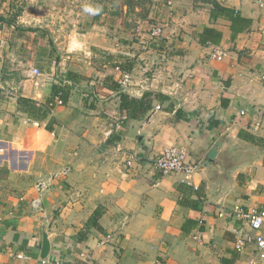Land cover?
I'll return each mask as SVG.
<instances>
[{
    "label": "crops",
    "instance_id": "crops-1",
    "mask_svg": "<svg viewBox=\"0 0 264 264\" xmlns=\"http://www.w3.org/2000/svg\"><path fill=\"white\" fill-rule=\"evenodd\" d=\"M262 76L255 0H0V264H243L237 232H256L233 210L264 208ZM172 146L196 188L155 169Z\"/></svg>",
    "mask_w": 264,
    "mask_h": 264
},
{
    "label": "built area",
    "instance_id": "built-area-1",
    "mask_svg": "<svg viewBox=\"0 0 264 264\" xmlns=\"http://www.w3.org/2000/svg\"><path fill=\"white\" fill-rule=\"evenodd\" d=\"M256 5L259 8H264V0H255ZM163 37V27L156 26L154 27L149 35L148 40H141V44L144 48H147L149 45L159 43ZM225 56V53L217 49L213 52L212 57L217 60H222ZM121 76L118 80V83L121 87L127 88L131 82V74L120 71ZM40 71L38 69H33L31 75L40 76ZM264 79V76H262ZM57 103L63 104L61 100ZM159 109V107L157 108ZM118 154H126L124 150L118 146ZM136 154H126V159L124 163L126 167H132L134 161L136 160ZM154 167L159 171L163 176L170 175L174 173L182 174L183 181L196 188L194 176L198 171V166L195 163H192L189 160V152L187 148L172 146L166 148L162 154L154 161ZM39 188L45 187V184H39ZM41 199L38 198L34 201V207L40 209ZM233 217L237 221H240L241 224L246 225L252 232L255 234L245 233L243 230L237 232V236L234 242V250L241 257H244L246 260L243 264H264V236L259 234L260 230L264 226V208L255 207H236L233 210ZM3 223V217L0 213V227ZM126 221L123 222L122 228L125 227ZM121 228V229H122ZM113 240L112 235H108L102 241L103 244H107ZM16 259L25 261L29 259V256L24 253L12 254ZM44 264H67L63 262L60 258L53 260L43 261Z\"/></svg>",
    "mask_w": 264,
    "mask_h": 264
},
{
    "label": "trees",
    "instance_id": "trees-1",
    "mask_svg": "<svg viewBox=\"0 0 264 264\" xmlns=\"http://www.w3.org/2000/svg\"><path fill=\"white\" fill-rule=\"evenodd\" d=\"M218 10L222 15H224V17H227L230 20L232 30L236 33L242 31L244 26L248 23L245 18L241 17L240 14L234 10L228 8H219ZM204 34L206 35L205 42L210 41L216 44L221 39V34L212 28L204 29ZM93 219L96 221L98 219V214H96Z\"/></svg>",
    "mask_w": 264,
    "mask_h": 264
},
{
    "label": "water",
    "instance_id": "water-1",
    "mask_svg": "<svg viewBox=\"0 0 264 264\" xmlns=\"http://www.w3.org/2000/svg\"><path fill=\"white\" fill-rule=\"evenodd\" d=\"M222 144H223V141H219L217 143V145L210 151V153L207 156V159L205 160V166L206 167L214 162V160L217 156L218 150L221 148ZM47 248H48V246L45 247V250Z\"/></svg>",
    "mask_w": 264,
    "mask_h": 264
},
{
    "label": "clouds",
    "instance_id": "clouds-1",
    "mask_svg": "<svg viewBox=\"0 0 264 264\" xmlns=\"http://www.w3.org/2000/svg\"><path fill=\"white\" fill-rule=\"evenodd\" d=\"M102 9L100 7L85 6L83 11L91 15L99 14Z\"/></svg>",
    "mask_w": 264,
    "mask_h": 264
}]
</instances>
